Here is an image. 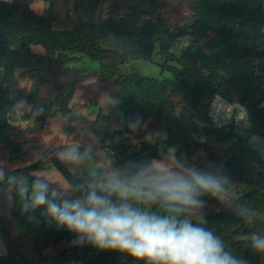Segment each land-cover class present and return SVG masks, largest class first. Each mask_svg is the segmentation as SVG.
<instances>
[{
    "label": "trees",
    "instance_id": "16d2710c",
    "mask_svg": "<svg viewBox=\"0 0 264 264\" xmlns=\"http://www.w3.org/2000/svg\"><path fill=\"white\" fill-rule=\"evenodd\" d=\"M34 1L0 0V28L15 42L0 53V159L15 166L5 174L37 177L26 170L38 169L40 162L15 165L25 151V142L16 137L47 129L51 114L69 113L76 87L96 72L90 100L105 94L117 103L108 113L98 109L90 129L112 135L115 117L123 122L115 133L139 142L130 152L122 141L109 146L118 155L119 175H135L177 146L179 162L171 170L195 167L219 182L218 190L200 192V206L221 204V195L229 199L224 208L204 215L192 216L196 207L182 209L180 218L211 231L242 264H264V251L254 247L257 237L264 238V156L252 142L253 135L264 140V0H195L185 22L167 12L176 0L114 1L104 17L98 14L101 0H46L42 12L32 7ZM157 52L171 77L123 71L124 64L153 60ZM89 58L101 65L89 66ZM24 80L28 84L20 87ZM216 94L244 104L251 127H215L209 110ZM23 98L32 105L25 127L14 123ZM137 117L140 126L133 131L128 125ZM156 129H165L166 138L145 140ZM52 153L49 161L71 185L87 189L86 181ZM86 173L93 180L105 177L100 171L96 179ZM9 186L0 185V193ZM14 193L12 187L10 206L0 211L5 242L0 264H138L127 254L74 244L75 234L57 229L44 209L22 213ZM151 210L171 211L160 203Z\"/></svg>",
    "mask_w": 264,
    "mask_h": 264
},
{
    "label": "clouds",
    "instance_id": "9594fccd",
    "mask_svg": "<svg viewBox=\"0 0 264 264\" xmlns=\"http://www.w3.org/2000/svg\"><path fill=\"white\" fill-rule=\"evenodd\" d=\"M211 105L224 108L215 98ZM238 107L239 118L247 119L246 109ZM231 118L227 114L225 120ZM139 126V117L128 125L133 131ZM60 159L79 162L81 154L74 148L60 154ZM181 167L173 171L145 166L132 176L109 174L87 189L82 185L53 187L44 178L6 175L0 169V185L11 184L15 189L22 213L44 209L43 215L57 229L75 234L77 245L127 254L138 264H242L211 231L180 218L182 209L201 205L197 199L201 191L220 188L216 179L195 167ZM158 203L170 209L169 214L152 211L151 206ZM254 247L264 251V238L257 237Z\"/></svg>",
    "mask_w": 264,
    "mask_h": 264
},
{
    "label": "rangeland",
    "instance_id": "374dc122",
    "mask_svg": "<svg viewBox=\"0 0 264 264\" xmlns=\"http://www.w3.org/2000/svg\"><path fill=\"white\" fill-rule=\"evenodd\" d=\"M114 1H118L121 5L142 2V0H101L98 11L99 16H106L110 8L109 6H111ZM193 1L195 0H176L174 4L168 7L167 12L174 17L181 18L182 21L185 22L192 17L190 5ZM45 5L46 0H35L32 7L37 12H42ZM176 6L177 8L175 10ZM189 38L190 37H186V40H189ZM164 61L165 58L163 55L157 52L153 60L139 58L124 64L123 71L125 73L139 72L156 77H171L172 71L163 65ZM101 62L102 60L90 58L87 60V64L94 68L99 67ZM97 79L98 74L96 72L85 77L76 87L75 94L70 102V112L66 114L56 113L49 115L47 129H38L32 133L25 132L22 136L16 137L25 142V151L22 155V160L15 161L14 163L16 166H25L40 162L41 167L35 170H26V173L28 175L32 174L39 178H44L53 187H66L71 185V183L64 177L58 168L49 161V158H51L53 151H55L60 158V154L64 151H70L75 148L81 154L79 162H69L65 159L61 160L66 163L70 170L75 172L78 177L83 178L88 185L96 180L90 178L86 172L94 179L97 178L99 171L105 177L109 174L119 175L121 171L116 167L118 155L110 152V147L114 145L115 142L122 141L129 146L130 152L132 149L138 147L139 142L121 133H115L116 129L123 125V122L115 117L112 123L114 132L112 135H104L103 137L102 135H97L90 129L91 122L96 119L97 110L99 109L101 112L108 113L112 107V100L109 99L110 96L105 94L101 95L97 100H94V102L90 100V93L98 84ZM28 82L29 81L24 80L20 84V87L25 86ZM19 105L14 123L24 127L28 126L30 122L25 119L24 116L26 112L30 111L32 105L27 102L26 98L20 99ZM179 107L180 104L178 103L176 108L179 109ZM238 131L244 132L240 128ZM166 136L167 131L165 129H156L147 134L145 140L153 139V141L159 142L165 139ZM252 142L264 156V140L257 135H253ZM179 157L180 152H178L177 146H174L161 154L159 158L154 159L149 167H166L172 169L178 164ZM0 158H2L1 155ZM13 167L15 166L8 161L0 159V169H3L4 172ZM11 192L12 186L2 189L0 193V211L10 206ZM74 194L75 193H69V195ZM221 199V204L207 203L206 205L196 207L192 216L204 215L210 211L224 208L226 205L225 203L229 199L225 197V195H221ZM7 227L12 234L15 232L11 225L7 224ZM4 251L5 242L0 233V253Z\"/></svg>",
    "mask_w": 264,
    "mask_h": 264
},
{
    "label": "built area",
    "instance_id": "2783aa9c",
    "mask_svg": "<svg viewBox=\"0 0 264 264\" xmlns=\"http://www.w3.org/2000/svg\"><path fill=\"white\" fill-rule=\"evenodd\" d=\"M183 45H187V43H184ZM173 49H177V47H173ZM214 98L217 102V105L222 103L224 105V108L226 109V111L224 108H220V107H217L214 109L212 107V105L210 104V110H209L210 120H211V123L215 127L221 128V127H226V126H230V125L238 126V127L245 128V129H249L251 127V125H252L251 114L244 104H242L238 101L237 102L234 101V102L229 103L230 101L227 100L226 98H224L220 94H216L213 97V99ZM238 105H241L246 109V111L248 113L247 119L241 120L239 118L240 109H239ZM213 111H217V112H219V114L214 116L212 113ZM227 114H232L233 118L225 120ZM110 152L115 153L112 149L110 150Z\"/></svg>",
    "mask_w": 264,
    "mask_h": 264
},
{
    "label": "water",
    "instance_id": "95a60500",
    "mask_svg": "<svg viewBox=\"0 0 264 264\" xmlns=\"http://www.w3.org/2000/svg\"><path fill=\"white\" fill-rule=\"evenodd\" d=\"M14 45L15 42L11 41L5 31L0 28V53L12 49Z\"/></svg>",
    "mask_w": 264,
    "mask_h": 264
},
{
    "label": "crops",
    "instance_id": "0c3cea01",
    "mask_svg": "<svg viewBox=\"0 0 264 264\" xmlns=\"http://www.w3.org/2000/svg\"><path fill=\"white\" fill-rule=\"evenodd\" d=\"M87 171V170H86Z\"/></svg>",
    "mask_w": 264,
    "mask_h": 264
}]
</instances>
